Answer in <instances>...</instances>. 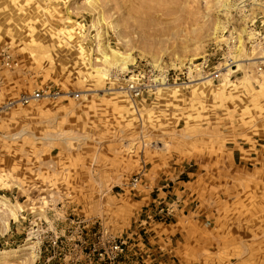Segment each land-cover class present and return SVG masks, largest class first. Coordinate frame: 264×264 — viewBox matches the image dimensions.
I'll return each instance as SVG.
<instances>
[{"label":"rangeland","instance_id":"obj_1","mask_svg":"<svg viewBox=\"0 0 264 264\" xmlns=\"http://www.w3.org/2000/svg\"><path fill=\"white\" fill-rule=\"evenodd\" d=\"M221 9L0 0V264H264V78L124 91L199 57Z\"/></svg>","mask_w":264,"mask_h":264},{"label":"built area","instance_id":"obj_2","mask_svg":"<svg viewBox=\"0 0 264 264\" xmlns=\"http://www.w3.org/2000/svg\"><path fill=\"white\" fill-rule=\"evenodd\" d=\"M218 1L224 15L222 25L215 38L206 43L201 55L188 62L183 69L163 70L153 65H135L124 87L130 100L135 101L144 94H153L160 87L170 84L187 86V83L191 85L204 79L213 82L245 75L264 78V0ZM5 59L7 62L8 57ZM72 95L74 98L79 96L77 93ZM40 97L41 93L35 91L31 95H22L4 107L17 103L27 105ZM141 178L142 174L131 177L130 184L134 190ZM174 203L175 207L179 206L178 200ZM118 248L119 245H115L114 249Z\"/></svg>","mask_w":264,"mask_h":264},{"label":"crops","instance_id":"obj_3","mask_svg":"<svg viewBox=\"0 0 264 264\" xmlns=\"http://www.w3.org/2000/svg\"><path fill=\"white\" fill-rule=\"evenodd\" d=\"M188 174V173H187ZM191 174V173H190ZM192 182H194V180L192 179L191 181L190 180H186V181H182V183H179V182H177V188L175 189L174 188V193H176V194H178L179 196H182V195H184L185 196V199L187 200L188 199V197L189 196H191V195H194L195 194V196L197 195L196 193H198L199 192V189H198V187L199 186H197V187H186V185H187V183H189V184H192ZM145 184H150V182H148V183H145ZM183 185V189L182 190H179V188H180V185ZM154 187H155V185L154 184H152ZM192 186V185H191ZM165 186L164 185H159L158 186V184H156V190L158 191V194H157V196L160 198V196H161V194L162 195H165L164 194V192L162 191V188H164ZM169 188H170V186H169ZM168 193L170 194V191H168ZM145 197H142V198H140V199H144ZM152 201H155L154 199L152 200ZM179 216L177 217V219H175V222L173 223V225H176L177 223H178V221H179ZM186 224V223H185Z\"/></svg>","mask_w":264,"mask_h":264},{"label":"bare ground","instance_id":"obj_4","mask_svg":"<svg viewBox=\"0 0 264 264\" xmlns=\"http://www.w3.org/2000/svg\"><path fill=\"white\" fill-rule=\"evenodd\" d=\"M111 52H112L111 55L114 57L116 62H118V64L121 65L122 68H126V64L129 62V58L127 56H123V55L115 53L113 51H111Z\"/></svg>","mask_w":264,"mask_h":264}]
</instances>
